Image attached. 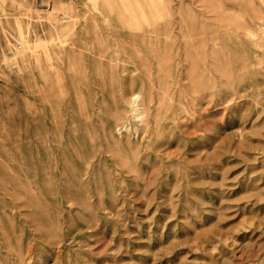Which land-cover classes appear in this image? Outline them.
Returning a JSON list of instances; mask_svg holds the SVG:
<instances>
[{
  "label": "rangeland",
  "instance_id": "374dc122",
  "mask_svg": "<svg viewBox=\"0 0 264 264\" xmlns=\"http://www.w3.org/2000/svg\"><path fill=\"white\" fill-rule=\"evenodd\" d=\"M0 264H264V0H0Z\"/></svg>",
  "mask_w": 264,
  "mask_h": 264
}]
</instances>
